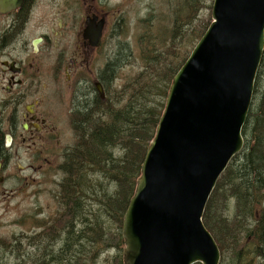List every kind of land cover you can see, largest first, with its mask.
I'll list each match as a JSON object with an SVG mask.
<instances>
[{
  "label": "water",
  "instance_id": "1",
  "mask_svg": "<svg viewBox=\"0 0 264 264\" xmlns=\"http://www.w3.org/2000/svg\"><path fill=\"white\" fill-rule=\"evenodd\" d=\"M213 22L175 76L124 217V264H220L202 219L245 146L264 56V0H214ZM105 21L86 37L101 43ZM101 91V90H100Z\"/></svg>",
  "mask_w": 264,
  "mask_h": 264
},
{
  "label": "trees",
  "instance_id": "2",
  "mask_svg": "<svg viewBox=\"0 0 264 264\" xmlns=\"http://www.w3.org/2000/svg\"><path fill=\"white\" fill-rule=\"evenodd\" d=\"M208 1L170 0L168 16L164 18L167 28L161 31L163 20H156L152 32L151 25L149 31L137 40L144 71L121 91L107 93L106 99L96 106L93 113H86L84 133L78 132L85 143L81 142L75 148L76 153L68 158L71 163L66 176L70 178L61 184L58 196L68 207L61 215L68 224L66 228L63 225L61 228L52 226L58 232L66 230V246L56 258H50V255L33 261V264H91L96 253L91 254L95 243H102L101 247L110 245V241L123 244L121 234L117 238L116 234H105L110 230L103 217L117 218L122 228L123 217L134 194L148 146L155 136L169 87L189 56V52L181 50L177 42L180 40L181 45L189 48L196 46L211 23L210 18L202 26L199 18L200 13L207 9ZM151 20L150 17L146 22L152 23ZM124 46L130 48V42ZM120 63L122 67V60ZM105 74L110 78L115 76L114 63L108 64ZM243 136L244 151L234 158L220 178L207 206L204 223L209 229L213 227L216 230L222 256L231 250L232 264L254 260L264 264V62L257 77L255 97ZM118 148L126 153L125 157L116 158ZM93 172L111 177L112 182L118 185L115 193L105 195L107 187L101 189L96 185L91 177ZM84 173L87 175L80 180ZM74 177L78 180L71 181ZM82 191L87 192L84 198L88 199L89 205H85V199L80 196ZM228 196L236 204L232 224L212 213L215 200ZM95 204L101 205L103 217L93 213L88 222L83 221L84 208ZM248 221L251 223L249 233L244 238H240L238 233L237 239L233 229L245 228ZM233 237L238 248H231L230 239ZM61 238H57L55 243ZM8 253L12 254L9 250Z\"/></svg>",
  "mask_w": 264,
  "mask_h": 264
},
{
  "label": "flooded vegetation",
  "instance_id": "3",
  "mask_svg": "<svg viewBox=\"0 0 264 264\" xmlns=\"http://www.w3.org/2000/svg\"><path fill=\"white\" fill-rule=\"evenodd\" d=\"M104 5L0 0V207L19 199L15 208H21L25 190L39 179L34 174L51 180L56 165L70 158L69 135L85 143L79 133L86 113L101 105L98 86L112 84L120 64L111 62L110 78V63L100 64L105 36L99 48L85 36L88 22L108 24L112 14Z\"/></svg>",
  "mask_w": 264,
  "mask_h": 264
},
{
  "label": "rangeland",
  "instance_id": "4",
  "mask_svg": "<svg viewBox=\"0 0 264 264\" xmlns=\"http://www.w3.org/2000/svg\"><path fill=\"white\" fill-rule=\"evenodd\" d=\"M104 1V8L112 14V16L109 19V25L104 39L103 49L101 51L102 58L100 64L104 66L109 58L115 60L118 58L119 60H122V62L124 61L122 67H120L119 77L112 89V91H121L129 82H135L137 76L144 71L141 51L139 50L137 40L141 34L149 31L151 25L152 29L150 32H152L156 20H163L162 25H160L161 31H164L165 28H167L168 24L164 18H167L168 16L170 0ZM213 4L214 0H209L207 2V9L200 13L199 18L200 21L203 22L202 26L207 20L212 18L211 12ZM150 17L152 23L146 22ZM40 34L42 33L40 32L39 35ZM128 42H130V48L124 46L128 44ZM177 45L180 46L181 50L185 49V52L188 51L189 56L195 47L189 48L183 44L181 45L180 40L177 42ZM126 55H129L128 59L126 58ZM68 138V144H70V147L67 148V151L70 154H74L76 153V143L72 141L71 135H69ZM125 154L126 153L120 148H118V152H115V156L118 159L125 157ZM25 163L27 164L26 160ZM70 163L71 162L69 161H66V163L60 161L56 165L55 171L50 175L51 180L49 182L41 179L42 173H36L37 175L34 174V177L39 179L36 185L25 190L23 200L20 203L21 208H15L19 199L11 201V203H9L10 206H8V203L1 205L0 264H5V262H10L11 264H18L19 262L21 264H33V261H37L40 258V260H42L45 257L48 258L50 255V258L55 257L57 254H60L63 248H65L66 236L64 234L66 230H59L58 232L52 226L59 225L61 228L63 225L64 228H66L68 224V221L67 223L64 222V218L61 217L62 213L65 212V208L68 207L64 201L58 199V196L63 186L61 184L70 178L65 175V171ZM91 169H95V167H92ZM93 173L94 175L91 177L94 182H96V185L101 189L107 187L105 195H112L115 193L118 185L117 183L112 182L111 177H105L97 172ZM86 175L87 174L84 173L79 179L83 180ZM115 177L116 176L112 178ZM77 178L78 177H74L70 180L75 181L78 180ZM86 194L87 192L82 191L80 196L85 199L84 196H87ZM83 201L86 202L85 205H89V202H87L88 199ZM101 208V205L98 204H95L94 207L84 208L82 211L83 221L88 222V218L93 213L97 214L99 217H103ZM212 213L214 216L219 215L223 219H228L227 222L232 224L233 222L231 221L236 213L235 201L231 196L223 199H216ZM103 219L108 224L107 229L110 230L105 234H116V238L118 237V234H122V228L120 229L119 223L116 221L117 218L112 216L111 219H109L107 216H104ZM213 222H215L214 219ZM247 223V226L241 230L233 229L237 239H239V237L244 238V236L249 233L251 223L249 221ZM210 229L208 228L217 241L216 230L213 227H210ZM59 237L62 238L59 242L57 241L55 243ZM230 241L232 244L231 248L239 247L238 245H234L237 244L234 237L231 238ZM110 242L111 244L106 247H101L102 243L94 244L91 254L96 253L93 255L91 264H118L119 262H122L123 264L122 255L123 249L125 248L124 241L123 244H118L119 246L112 241ZM2 243H4V245ZM8 250L12 252V254H9ZM230 252L231 250L229 249V252L227 251L226 255L222 256V264L233 263ZM247 252L249 253L248 250ZM257 261L258 260L249 261L245 264H258Z\"/></svg>",
  "mask_w": 264,
  "mask_h": 264
},
{
  "label": "bare ground",
  "instance_id": "5",
  "mask_svg": "<svg viewBox=\"0 0 264 264\" xmlns=\"http://www.w3.org/2000/svg\"><path fill=\"white\" fill-rule=\"evenodd\" d=\"M205 33H206V32H205ZM205 33H204V35H205ZM128 44H129V42H128ZM115 61H116L115 59L109 58V60H108L107 62H109V63L114 62V63H115ZM123 62H124V61H123ZM263 62H264V56H263V60H262V63H261L260 69H259V71H258V74H259V72H260V70H261V68H262V66H263ZM120 65H121V63L119 64L118 72H117V78L114 80V82H113L112 84L108 85L107 88H106L105 85L102 84V86H103L104 89H105L106 94H107V93H110V92L112 91L113 86H114L116 80H117L118 77H119V74H120V73H119V71H120ZM177 73H178V72H177ZM257 77H258V75H257ZM256 82H257V79H256ZM256 82H255L254 95H255V90H256ZM168 94H169V92H168ZM166 97H168V95H167ZM166 100H167V99H166ZM253 101H254V100H253ZM252 105H253V103H252ZM251 108H252V106H251ZM251 108H250V111H251ZM250 111H249V113H250ZM248 116H249V114H248ZM247 119H248V117H247Z\"/></svg>",
  "mask_w": 264,
  "mask_h": 264
}]
</instances>
